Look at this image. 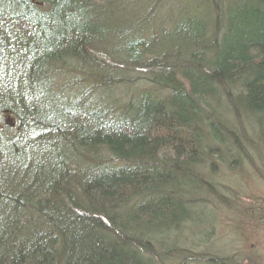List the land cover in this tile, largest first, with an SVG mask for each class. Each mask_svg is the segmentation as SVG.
Instances as JSON below:
<instances>
[{
	"label": "trees",
	"instance_id": "1",
	"mask_svg": "<svg viewBox=\"0 0 264 264\" xmlns=\"http://www.w3.org/2000/svg\"><path fill=\"white\" fill-rule=\"evenodd\" d=\"M252 154L264 0H0V264H228Z\"/></svg>",
	"mask_w": 264,
	"mask_h": 264
},
{
	"label": "rangeland",
	"instance_id": "2",
	"mask_svg": "<svg viewBox=\"0 0 264 264\" xmlns=\"http://www.w3.org/2000/svg\"><path fill=\"white\" fill-rule=\"evenodd\" d=\"M252 157L255 167L215 165L212 178L225 190L230 209L218 211L211 228H204L203 223L197 228L202 236L203 231L212 232L206 247L221 254L228 264H264V167L255 154ZM204 245H194L192 251L210 253Z\"/></svg>",
	"mask_w": 264,
	"mask_h": 264
}]
</instances>
